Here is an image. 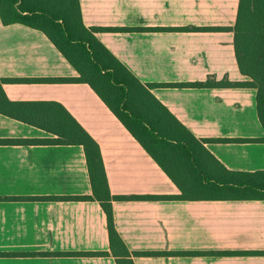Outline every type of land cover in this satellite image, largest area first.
Returning a JSON list of instances; mask_svg holds the SVG:
<instances>
[{"label": "crops", "instance_id": "obj_1", "mask_svg": "<svg viewBox=\"0 0 264 264\" xmlns=\"http://www.w3.org/2000/svg\"><path fill=\"white\" fill-rule=\"evenodd\" d=\"M83 23L198 139H264L252 87L165 84L249 82L239 69L240 0H79ZM194 28H222L194 30ZM130 29V30H109ZM78 72L46 34L0 18V78L66 79ZM12 102L62 105L100 145L114 196H179L181 191L98 94L84 83L4 84ZM47 131L0 114V264H117L84 147L18 144ZM234 173H264V142L206 143ZM261 178L260 176H257ZM116 228L135 264H264V199L116 200ZM97 254V255H93Z\"/></svg>", "mask_w": 264, "mask_h": 264}, {"label": "trees", "instance_id": "obj_2", "mask_svg": "<svg viewBox=\"0 0 264 264\" xmlns=\"http://www.w3.org/2000/svg\"><path fill=\"white\" fill-rule=\"evenodd\" d=\"M0 18L5 25L20 23L44 32L78 72V77L66 79L0 78V114L41 128L55 136L1 142L84 147L92 195L50 199L100 203L107 218L111 252L98 253L99 255L112 254L117 264H135L134 256L165 254L133 253L128 249L115 224L113 203L116 200L264 199V173L228 171L206 148V143L210 141L264 142V139L196 138L153 95L152 90L159 84H143L99 41L96 34L102 29L84 25L79 0H0ZM232 30L235 33L234 45L239 69L251 81L231 82L228 77L218 81L215 77H209L204 82L163 86L255 88L258 116L264 127V0H240L237 21ZM9 81L88 84L175 183L181 195L114 196L97 141L58 103L10 101L3 87Z\"/></svg>", "mask_w": 264, "mask_h": 264}]
</instances>
